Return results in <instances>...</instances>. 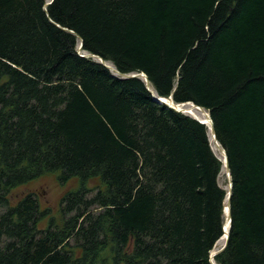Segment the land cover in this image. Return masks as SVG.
<instances>
[{
  "label": "trees",
  "instance_id": "trees-1",
  "mask_svg": "<svg viewBox=\"0 0 264 264\" xmlns=\"http://www.w3.org/2000/svg\"><path fill=\"white\" fill-rule=\"evenodd\" d=\"M45 2L0 0V264H211L223 163L204 124L121 77L139 72L203 107L226 152L215 262L264 264V0ZM51 172L79 185L40 228L37 196L8 194Z\"/></svg>",
  "mask_w": 264,
  "mask_h": 264
},
{
  "label": "rangeland",
  "instance_id": "rangeland-1",
  "mask_svg": "<svg viewBox=\"0 0 264 264\" xmlns=\"http://www.w3.org/2000/svg\"><path fill=\"white\" fill-rule=\"evenodd\" d=\"M116 75L120 74L117 73ZM218 183L225 190L228 189V178L224 170H221L218 175ZM78 185L79 179L77 177L70 178L65 183H61L58 180V172H51L13 187L8 194V200L9 204L13 205L25 194L29 192L34 193L37 196L39 208L41 210L49 209L46 216L39 222V227L44 228L46 227L50 217H54L59 220L60 198L65 192L76 189ZM85 185L89 188L90 195L100 186V182L97 178H92L89 179ZM2 210L3 207L0 206V211ZM220 243L217 245V248L222 245Z\"/></svg>",
  "mask_w": 264,
  "mask_h": 264
},
{
  "label": "water",
  "instance_id": "water-1",
  "mask_svg": "<svg viewBox=\"0 0 264 264\" xmlns=\"http://www.w3.org/2000/svg\"><path fill=\"white\" fill-rule=\"evenodd\" d=\"M52 0H46L44 6L48 5L51 3ZM62 29H66L64 27H61ZM79 47H78V51L80 50L81 48V45H82V42H81V39L79 37ZM80 55L82 57H89V58H92L94 59L95 61L97 62H100L102 65H104L106 68H108L110 70V67L109 65L106 64V61L104 59H102L101 57L95 55V54H92V53H80ZM116 70V69H115ZM116 73H118L116 71ZM119 74V73H118ZM113 75L117 76L115 73H113ZM142 76H144V80L142 79ZM121 77L123 78H128V77H138L140 78L141 80H143L145 82V85H146V88L152 93V96L153 98L159 102V103H163L179 112H182V113H185L186 115L190 116L187 111L188 109L186 108H183L181 107L180 105H183V104H191V105H194V106H197V107H201L193 102H190V101H187V102H181V103H174L172 98L171 97H168L167 99L170 100V103L169 102H166L163 98V97H158L155 95V93L149 88L150 86V82H149V79L147 78V76L143 73V72H139V73H129V74H121ZM203 108V107H201ZM204 109V108H203ZM208 113V112H207ZM209 115V113H208ZM192 117V116H191ZM194 119L198 120L200 123L204 124L205 123L195 117H193ZM209 119H210V122H211V130H212V134L213 136L215 137V132H214V128H213V125H212V120L209 116ZM216 138V137H215ZM217 140V139H216ZM224 154H225V167H226V170H227V178H228V190H227V195H226V198H225V203H226V206H224L223 208V213H224V221H223V224H222V235L219 237L222 238V237H225V240L224 242L222 243V245L218 248H216L212 253L210 251L209 253V261L211 264H214L213 263V258L215 255H217L218 253H220L226 246V243H227V240H228V230H229V227H230V221H231V215H230V196H231V187H232V183H231V176H230V170H229V165H228V161H227V156H226V152L224 149H222ZM218 239V240H219ZM217 242V241H216Z\"/></svg>",
  "mask_w": 264,
  "mask_h": 264
},
{
  "label": "bare ground",
  "instance_id": "bare-ground-1",
  "mask_svg": "<svg viewBox=\"0 0 264 264\" xmlns=\"http://www.w3.org/2000/svg\"><path fill=\"white\" fill-rule=\"evenodd\" d=\"M83 53H85V52H83ZM106 64L109 65L110 71L112 73L117 74L116 73V70H115V68H114V66L112 65L111 62L106 61ZM142 79L144 80V76H142ZM149 88L153 91V88L151 86H149ZM164 100L166 102H169L170 103V100L169 99L165 98ZM180 106L183 107V108L188 109L187 113L190 116L195 117V118H197V119H199V120H201V121H203L205 123V126L208 129V138H209L210 147L213 150V152L215 153V155H217L219 157V159L223 163V165L221 167V170H224L225 173L227 174V170H226V167H225V154H224V152L222 150L224 148L219 144V142L216 140V138L212 134L211 122H210L209 115H208L207 111L205 109L201 108V107H197V106H194V105H191V104H183V105H180ZM224 206H226V203H225ZM224 240H225V237H222L219 240H217V243H215L214 247L211 250V253L217 248V245L220 242H221L220 244H222L224 242ZM213 263L214 264H217L215 262L214 258H213Z\"/></svg>",
  "mask_w": 264,
  "mask_h": 264
}]
</instances>
